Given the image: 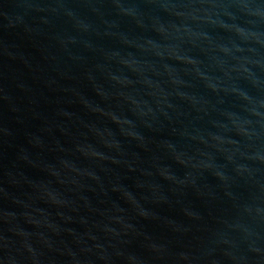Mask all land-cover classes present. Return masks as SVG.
Masks as SVG:
<instances>
[{"label":"water","instance_id":"1","mask_svg":"<svg viewBox=\"0 0 264 264\" xmlns=\"http://www.w3.org/2000/svg\"><path fill=\"white\" fill-rule=\"evenodd\" d=\"M0 264H264V0H0Z\"/></svg>","mask_w":264,"mask_h":264}]
</instances>
